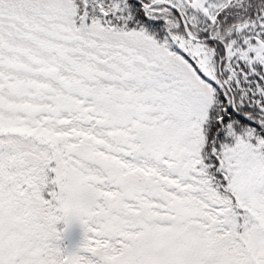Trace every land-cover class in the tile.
<instances>
[{
	"label": "snow or ice",
	"instance_id": "snow-or-ice-1",
	"mask_svg": "<svg viewBox=\"0 0 264 264\" xmlns=\"http://www.w3.org/2000/svg\"><path fill=\"white\" fill-rule=\"evenodd\" d=\"M0 264H264V0H0Z\"/></svg>",
	"mask_w": 264,
	"mask_h": 264
},
{
	"label": "rangeland",
	"instance_id": "rangeland-1",
	"mask_svg": "<svg viewBox=\"0 0 264 264\" xmlns=\"http://www.w3.org/2000/svg\"><path fill=\"white\" fill-rule=\"evenodd\" d=\"M77 239H78V234L76 232H73L70 234L68 238V242L72 243V242H75Z\"/></svg>",
	"mask_w": 264,
	"mask_h": 264
}]
</instances>
